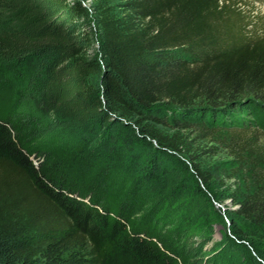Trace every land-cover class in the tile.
Returning a JSON list of instances; mask_svg holds the SVG:
<instances>
[{"label":"trees","instance_id":"16d2710c","mask_svg":"<svg viewBox=\"0 0 264 264\" xmlns=\"http://www.w3.org/2000/svg\"><path fill=\"white\" fill-rule=\"evenodd\" d=\"M227 1L0 0V264H264V36Z\"/></svg>","mask_w":264,"mask_h":264},{"label":"rangeland","instance_id":"374dc122","mask_svg":"<svg viewBox=\"0 0 264 264\" xmlns=\"http://www.w3.org/2000/svg\"><path fill=\"white\" fill-rule=\"evenodd\" d=\"M110 1L114 5L120 3V0ZM227 2L230 9L226 11L225 15L230 25H246L247 31L252 37L264 36V0H228ZM89 4H92V2L89 1ZM10 102V93L0 89V115L7 111ZM259 135L262 138L261 143H264V133H259ZM207 161H210L212 164L213 179L209 187L212 194L218 197L226 196L243 182L240 174H237V162L230 149L219 146L218 153ZM212 199L217 211H210L209 215V224L212 226V229L211 239L207 244L208 248L212 247L223 236H231V223L228 222L226 216L231 209L236 207L233 205L231 199H225L221 202L214 198Z\"/></svg>","mask_w":264,"mask_h":264}]
</instances>
